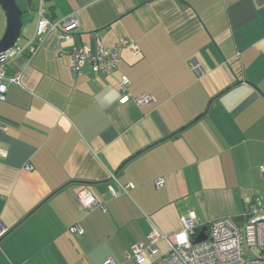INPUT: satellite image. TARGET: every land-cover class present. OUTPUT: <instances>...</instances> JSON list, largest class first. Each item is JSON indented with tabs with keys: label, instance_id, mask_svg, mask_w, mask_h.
<instances>
[{
	"label": "crops",
	"instance_id": "1",
	"mask_svg": "<svg viewBox=\"0 0 264 264\" xmlns=\"http://www.w3.org/2000/svg\"><path fill=\"white\" fill-rule=\"evenodd\" d=\"M21 8L25 9L22 0ZM23 6V7H22ZM0 101V264H136L125 252L192 213L204 226L264 201V0H32ZM41 9V10H40ZM40 11L76 13L32 47ZM125 38L115 69L71 50ZM137 52V53H135ZM197 62L202 73L192 64ZM121 76L131 97L120 103ZM18 78V83L9 81ZM162 183L156 185L157 180ZM132 184L112 195L108 187ZM99 203L84 211L76 194ZM79 223L82 234L69 232ZM146 262L168 250L164 241Z\"/></svg>",
	"mask_w": 264,
	"mask_h": 264
},
{
	"label": "built area",
	"instance_id": "2",
	"mask_svg": "<svg viewBox=\"0 0 264 264\" xmlns=\"http://www.w3.org/2000/svg\"><path fill=\"white\" fill-rule=\"evenodd\" d=\"M41 10V9H40ZM79 24L76 13H71L57 21H52L47 15L40 11L36 24L34 36L31 40L32 47H35L42 40V36L50 30H60V38L68 36ZM128 42L125 38L112 46H102L97 43L95 53H91L86 47H75L71 52L73 65L72 72L80 73L85 63L93 72L111 73L120 58V49ZM16 48H11L0 55V101L5 100L6 80L3 66L16 54ZM137 53V52H135ZM193 70L201 74L202 68L197 63L192 64ZM9 81L18 83V78ZM128 79L121 76V95L119 102L123 103L132 98L136 104H149L152 99L149 95L131 97L126 90ZM4 150L0 148V158L4 156ZM260 172L264 177V163L260 166ZM162 180H157L160 185ZM132 184L120 185L119 190L108 187L112 195L126 193ZM76 197L84 211H90L99 206V203L87 189L77 192ZM246 212L241 221L231 217H222L212 220L206 224V239L194 243L193 240L198 234L200 226L192 213L181 216V228L172 234H164L156 228H152L148 234V242H139L125 252V258L133 260L136 264H264V201L261 206L253 203L250 198L245 200ZM69 232L82 234L83 228L79 223L69 227ZM5 231H0V237ZM164 241L167 245V252L160 258L146 262L144 252L155 254L156 244ZM104 264H115L107 260Z\"/></svg>",
	"mask_w": 264,
	"mask_h": 264
},
{
	"label": "water",
	"instance_id": "3",
	"mask_svg": "<svg viewBox=\"0 0 264 264\" xmlns=\"http://www.w3.org/2000/svg\"><path fill=\"white\" fill-rule=\"evenodd\" d=\"M20 2L22 0H19ZM26 8L22 9L17 0H0V8L5 17V27L0 38V55L13 48L20 37L23 28L24 16L33 12L32 0H23ZM240 221L239 219H234ZM207 226H202L193 242H200L206 239Z\"/></svg>",
	"mask_w": 264,
	"mask_h": 264
},
{
	"label": "rangeland",
	"instance_id": "4",
	"mask_svg": "<svg viewBox=\"0 0 264 264\" xmlns=\"http://www.w3.org/2000/svg\"><path fill=\"white\" fill-rule=\"evenodd\" d=\"M18 2V5L21 6V3L19 0H17ZM23 7V6H22ZM4 27H5V17H4V14L0 8V38L2 37L3 35V31H4ZM19 41V40H18ZM17 43V42H16Z\"/></svg>",
	"mask_w": 264,
	"mask_h": 264
},
{
	"label": "bare ground",
	"instance_id": "5",
	"mask_svg": "<svg viewBox=\"0 0 264 264\" xmlns=\"http://www.w3.org/2000/svg\"><path fill=\"white\" fill-rule=\"evenodd\" d=\"M14 48H15V46H14Z\"/></svg>",
	"mask_w": 264,
	"mask_h": 264
}]
</instances>
